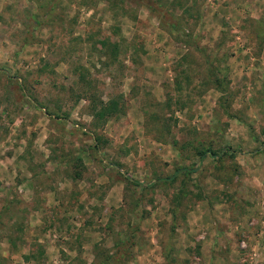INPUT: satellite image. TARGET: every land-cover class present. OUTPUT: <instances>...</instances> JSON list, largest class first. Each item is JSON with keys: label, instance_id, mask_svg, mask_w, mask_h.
Listing matches in <instances>:
<instances>
[{"label": "rangeland", "instance_id": "obj_1", "mask_svg": "<svg viewBox=\"0 0 264 264\" xmlns=\"http://www.w3.org/2000/svg\"><path fill=\"white\" fill-rule=\"evenodd\" d=\"M156 1L0 0V264H264V0Z\"/></svg>", "mask_w": 264, "mask_h": 264}, {"label": "trees", "instance_id": "obj_2", "mask_svg": "<svg viewBox=\"0 0 264 264\" xmlns=\"http://www.w3.org/2000/svg\"><path fill=\"white\" fill-rule=\"evenodd\" d=\"M130 1L144 5L150 12H152L160 20V22L164 23V25L167 26L170 30L174 28L173 24L170 21L171 18L170 19H168L169 17L167 18V16H169L168 13H166L164 9L161 8L162 6L161 2L156 1V0H130ZM186 1L187 0H185V2ZM173 2L171 3L172 4H176V3L183 4L184 0H178V1L174 0ZM262 29L263 31L260 30V33L262 34L261 37L264 40V24H262ZM118 48L119 46L117 42L116 43L110 42L107 44H103L100 47L99 52L101 55L113 58L116 56ZM210 75L211 76L213 75L212 69L210 70ZM213 82L215 84L214 85L215 88L219 92L225 93L227 91V88H226L227 83L224 81V79L222 80L221 78L214 76ZM178 88H179V85H178ZM92 102L94 103H93L91 116L95 117L96 119L104 120L107 117H110L112 115H115L121 112L120 110L122 108V105L119 103V100L116 97H109L104 101L99 99L97 102L92 100ZM185 146L186 144H184L182 147H185ZM191 147L193 148L194 155L197 156L199 160L203 159L206 155H209L211 158L213 157L216 158L217 155L219 156V155L225 154L224 152H221V151L217 153L216 151L212 150L210 146L203 148V147H197L196 145H191ZM76 160L80 162V157H76ZM191 171L192 169L188 167L178 166L174 169L173 173L170 176H167L162 180L173 182L179 173H182L183 177L187 178V176L190 174ZM78 174H79L78 171H75L72 174V177H78ZM183 184H184V180H181L180 186H182Z\"/></svg>", "mask_w": 264, "mask_h": 264}]
</instances>
